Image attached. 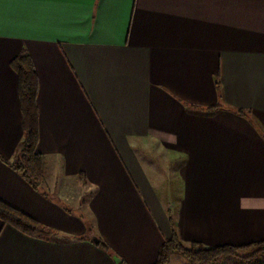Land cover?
<instances>
[{
    "label": "crops",
    "instance_id": "1",
    "mask_svg": "<svg viewBox=\"0 0 264 264\" xmlns=\"http://www.w3.org/2000/svg\"><path fill=\"white\" fill-rule=\"evenodd\" d=\"M20 54L37 76L49 198L8 163L23 138ZM0 200L60 234L0 220V264H151L172 233L264 240V0H5Z\"/></svg>",
    "mask_w": 264,
    "mask_h": 264
},
{
    "label": "trees",
    "instance_id": "2",
    "mask_svg": "<svg viewBox=\"0 0 264 264\" xmlns=\"http://www.w3.org/2000/svg\"><path fill=\"white\" fill-rule=\"evenodd\" d=\"M11 66L18 76V91L20 108L22 113L23 138L16 147L14 157L6 161L17 171L33 188L39 190L49 198L48 193L42 188V183L47 170L46 156L37 150L38 144V107L36 103L37 76L32 61L27 54H20L12 59ZM192 110H200L199 106L186 104ZM216 106H209L205 110H214ZM241 113L242 110H239ZM84 178L83 176H81ZM58 203L62 202L58 199ZM65 207V206H64ZM67 211L69 208L65 207ZM0 220L9 224L20 232L42 239H57L60 237L58 231L43 225L35 218L21 210L0 200ZM87 230L92 232L91 224L87 223ZM97 245L105 251L114 255L112 250L98 236ZM70 238V237H69ZM73 238V237H72ZM178 253L189 260L192 264H218L222 258L234 257L244 264H259L264 260L256 259L264 255V240L242 245L223 244L216 246H205L199 241H193L185 245L176 233L161 243L156 257L151 264H167L170 256ZM118 264H124L119 258Z\"/></svg>",
    "mask_w": 264,
    "mask_h": 264
},
{
    "label": "rangeland",
    "instance_id": "3",
    "mask_svg": "<svg viewBox=\"0 0 264 264\" xmlns=\"http://www.w3.org/2000/svg\"><path fill=\"white\" fill-rule=\"evenodd\" d=\"M43 188V187H42ZM86 218V217H85ZM261 260H264V255H261L259 256L256 261H261ZM228 262H232V263H237V264H240L242 263L239 259H236L234 257H225V258H222L221 261L218 263V264H227ZM243 264V263H242Z\"/></svg>",
    "mask_w": 264,
    "mask_h": 264
},
{
    "label": "snow or ice",
    "instance_id": "4",
    "mask_svg": "<svg viewBox=\"0 0 264 264\" xmlns=\"http://www.w3.org/2000/svg\"><path fill=\"white\" fill-rule=\"evenodd\" d=\"M11 2L27 6V5L39 3L41 2V0H11ZM4 3H5V0H0V7H2Z\"/></svg>",
    "mask_w": 264,
    "mask_h": 264
},
{
    "label": "water",
    "instance_id": "5",
    "mask_svg": "<svg viewBox=\"0 0 264 264\" xmlns=\"http://www.w3.org/2000/svg\"><path fill=\"white\" fill-rule=\"evenodd\" d=\"M91 240H92V242H94V243H96V244H97L98 241H99L98 238H96V237L91 238Z\"/></svg>",
    "mask_w": 264,
    "mask_h": 264
}]
</instances>
